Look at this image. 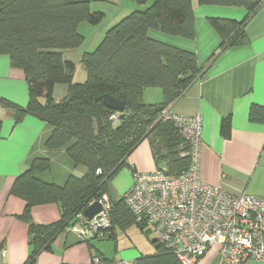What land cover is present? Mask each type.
Returning a JSON list of instances; mask_svg holds the SVG:
<instances>
[{
    "label": "trees",
    "instance_id": "1",
    "mask_svg": "<svg viewBox=\"0 0 264 264\" xmlns=\"http://www.w3.org/2000/svg\"><path fill=\"white\" fill-rule=\"evenodd\" d=\"M139 5L105 33L93 51L81 60L87 79L74 81L76 64L62 50L77 49L85 41L79 27L83 22L99 24L104 14L91 8L90 0H4L0 2V54L10 57L13 66L25 72L29 101L20 106L0 97V106L12 111L15 121L33 115L53 127L47 140L52 150L66 148L83 176L72 174L63 186L46 182L37 174L51 168L49 158L34 159L15 180L11 193L25 200L20 218L29 226L33 246L27 264L51 247L55 238L81 221L86 206L109 191L114 175L126 164L130 154L149 139L157 163L168 162L170 173H180L190 164V147L175 126L161 119L184 91L203 75L197 55L188 50L153 39L151 29L168 35L194 39L195 13L192 0H134ZM200 5L240 7L247 10L243 21L210 18L219 33L221 50L246 42L245 25L263 0H198ZM150 4V5H149ZM58 84L67 86L62 100L55 97ZM159 87L164 100L147 104L144 92ZM110 94L125 102L123 111L109 108L101 99ZM118 114L116 120L111 119ZM249 120L264 123V105L254 103ZM0 120V132L2 129ZM222 134L230 136L231 118L224 119ZM185 143V144H184ZM184 145V147H182ZM55 203L61 210L59 221L37 224L32 209ZM138 224L124 198L112 201L111 225L89 233L83 239L116 236L115 229L126 230ZM142 229V228H141ZM155 253L141 255L134 264H181L175 252L156 242ZM103 264H114L98 255Z\"/></svg>",
    "mask_w": 264,
    "mask_h": 264
},
{
    "label": "crops",
    "instance_id": "2",
    "mask_svg": "<svg viewBox=\"0 0 264 264\" xmlns=\"http://www.w3.org/2000/svg\"><path fill=\"white\" fill-rule=\"evenodd\" d=\"M90 1L93 11L104 14L100 24L108 17L104 4L114 7L112 17L103 29L104 33H101L94 46L101 42L112 24L141 7L134 0ZM192 2L196 30L194 39L168 35L156 29L149 32L153 39L194 52L202 68L203 76L194 81L169 107L176 113L201 114L203 117L200 175L204 181L234 194L247 192L264 197V123L249 120L251 105H264V0L246 22V42L225 50H221L222 39L209 19L243 21L247 18V10L200 5L198 0ZM84 23L79 30L85 37ZM78 49L62 52L66 59L75 62L72 54L78 53ZM66 93L65 84L56 86L55 97L58 101ZM0 97L20 106H26L29 101L25 72L13 66L6 54H0ZM163 97V90L159 87H150L144 92L147 104L161 103ZM227 118H231L229 137H225L221 131L222 122ZM0 120L3 122L0 132V264H27L33 246L30 244L28 223L20 218L26 202L11 193L16 178L38 157L49 158L51 168L37 175L46 182L60 186L72 174L83 176L87 169L76 166L65 147L58 150L47 147V140L53 132V127L47 122L33 115H27L17 122L12 111L2 106ZM157 169L159 164L151 142L145 139L114 175L106 194L111 202L120 200L132 188L136 172ZM31 216L37 224H50L60 220L61 210L55 203L37 205L33 207ZM115 234L113 238L93 237L88 242L79 232L67 229L55 238L49 249L38 255L35 264H91L95 255H101L108 261L134 262L141 255L152 254L157 250L155 243L150 245L143 238L135 242H123L118 239L117 229ZM220 263L221 256L218 250L213 249L198 264ZM252 264L264 262L255 261Z\"/></svg>",
    "mask_w": 264,
    "mask_h": 264
},
{
    "label": "built area",
    "instance_id": "3",
    "mask_svg": "<svg viewBox=\"0 0 264 264\" xmlns=\"http://www.w3.org/2000/svg\"><path fill=\"white\" fill-rule=\"evenodd\" d=\"M117 118L118 114L111 117ZM161 119L171 122L188 143L190 164L175 174L160 169L135 173L124 200L142 230H152L150 237L172 249L181 264H198L213 249L221 256L220 264L264 262V197L247 192L234 194L201 178V114H180L168 106ZM98 200L104 210L97 218L89 221L81 214V221L70 228L82 238L111 225V200L107 194ZM91 264L103 262L95 255Z\"/></svg>",
    "mask_w": 264,
    "mask_h": 264
},
{
    "label": "rangeland",
    "instance_id": "4",
    "mask_svg": "<svg viewBox=\"0 0 264 264\" xmlns=\"http://www.w3.org/2000/svg\"><path fill=\"white\" fill-rule=\"evenodd\" d=\"M104 6L107 8L108 17L105 18V20L101 24L99 23V25L98 24H91L89 22L84 23L83 26H85V27H83V31L85 33L86 39H85L83 45L81 47H79L78 51H76L78 53L74 52L72 54L74 57V60H75V64H76V71H75V78H74L75 80L74 81L77 83H83L87 79L86 67L81 60L82 52L83 51L84 52L85 51H93L95 49L96 46H94V45H95L97 39H99L101 33L103 31H105L103 29H104V27H106L105 25H107V23H109V20L112 17V8L114 9V7L109 5V4H104ZM114 24H112V25H114ZM102 35H104V34H102ZM153 88H156V87H153ZM182 147H184V145H182ZM117 232L119 235L118 239H121V241H123V242H128L131 240H133L135 242V241L140 240V238H143V239H145V241L148 244L153 245L152 237H149L137 224H133L131 227H129L126 230H121L120 228H117ZM108 242H111V241L108 240ZM112 244H114V243L112 242Z\"/></svg>",
    "mask_w": 264,
    "mask_h": 264
},
{
    "label": "water",
    "instance_id": "5",
    "mask_svg": "<svg viewBox=\"0 0 264 264\" xmlns=\"http://www.w3.org/2000/svg\"><path fill=\"white\" fill-rule=\"evenodd\" d=\"M100 99L109 107L116 111H123L125 108V102L119 98H116L110 94H103L100 96ZM159 169L165 173H170L168 162H161L159 164ZM104 210L103 203L100 200H94L83 210V215L89 220L93 221L97 218V216ZM145 233L150 237L152 234V230L148 229ZM152 242L156 243V238H152Z\"/></svg>",
    "mask_w": 264,
    "mask_h": 264
}]
</instances>
